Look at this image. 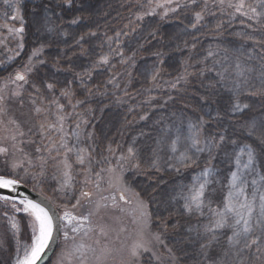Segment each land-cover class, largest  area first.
<instances>
[{"label": "rangeland", "instance_id": "374dc122", "mask_svg": "<svg viewBox=\"0 0 264 264\" xmlns=\"http://www.w3.org/2000/svg\"><path fill=\"white\" fill-rule=\"evenodd\" d=\"M93 1L94 0H7L6 2V0H0V97H3V99L0 100V141L2 146H5L3 141H6V137H8L11 132L14 134L16 132L23 133V135L20 134L24 137L22 138L23 143L21 149H23V152L26 154V159L30 162L35 159L38 160V163L42 162L41 157L46 159L45 156L49 155L47 149L51 144V140L48 137H54L55 134L49 132L47 133V136H45L40 130V125L41 123L46 122V117H48L46 110L49 107H51L53 112L55 111V105L52 103L54 99L63 104L65 112L69 114L72 113V105L80 102L75 109V111L79 113V116L72 115V119L68 121V125L71 126L74 125V122L86 120L87 124L84 125L85 131L90 134L92 133L91 122L93 120L92 108L94 104L89 103L87 100L90 99L88 95L89 84L83 80V76L87 73V69L90 68L89 65L93 66V63H89L88 68L87 66L82 65L84 61L87 60L89 52L90 54L95 55V58L93 59L94 64L95 62L96 64L98 62L103 64L102 60L104 57L112 59L119 58L115 57V49L111 47V44L114 40L117 42L120 41V39L117 40L116 37L106 41L99 40L96 45H92L94 47H92L91 50L82 46V43L85 41L84 37L86 32H75L74 25L68 20L67 14L72 13L71 16H74L77 14L89 13L91 9L92 11L94 9V15H99V9L101 8L96 5L93 7ZM200 1L202 4L205 3V0ZM246 2L256 4L257 0H246ZM150 3L153 7L150 15H153L163 8L158 5L176 4L177 2L176 0H173L172 3H167L166 0H153V2ZM189 4L188 6L186 5L187 7L185 11H189L193 7L191 6L192 2ZM17 7L19 8L20 14L16 20H12L11 17L16 15ZM29 7L33 8L32 15H28ZM147 10L149 14L150 6H148ZM233 14L234 13L225 12L222 16L224 20H222L221 23L225 25L229 24V27H232L233 24H237L240 19L247 20L246 17H242L238 13H235V18H233ZM26 15H28V18H26ZM143 15H147L145 10ZM175 16H177V14ZM138 18V15H136L134 19L131 17L130 25L136 23ZM261 19L264 21V18ZM250 22L251 25L257 23L256 21ZM244 23L245 22H241V25ZM219 25L220 23H218V26ZM210 26L212 25H209V27ZM19 27L24 28L23 33H20L19 35L8 31V28L15 29ZM246 27L247 24H245L244 29H241L238 35L246 34ZM79 28L81 31L82 29L84 31L87 27L80 25ZM202 30H205V28ZM30 33L34 35L35 39L33 42H30V48H28V35ZM187 34V32L179 30L180 36L184 37L187 36ZM244 38H242V40H244ZM251 41L255 42L253 38H251ZM228 42L229 40L223 41L222 46L219 42V46L227 50V55L230 57L229 62L239 56L240 53H243V56L241 57L243 62L254 69L250 73L248 91L254 92V95L259 94L264 96V86L261 85L260 81V68L261 65H264V60L261 54L255 49L250 48L245 42H242V45H235L233 48L229 46ZM21 44L23 47L19 46ZM213 46L216 48L218 45L215 44ZM213 46L205 45L202 52H196L193 56L194 59L187 62L191 64L192 71L193 68L194 70L196 69V74L203 83H206V80L210 81V78L219 82L216 85V88L220 91L225 100L224 104H222V114L224 117L237 118L243 115L244 112L246 113L248 108L241 112L233 111L235 98L231 92H228V90L224 88L220 81H217L219 80V77L216 75V71L219 70L220 65L216 64L215 61L220 59V57H223L225 54H221L220 56ZM37 49L40 50V54L38 56H33L32 53ZM86 49L87 52H85ZM209 51H212L217 55L209 57ZM19 59H24V64H29V60L32 59L31 64L35 66V72L24 73L25 70L19 65ZM179 63L184 64L185 62L182 60L179 61ZM170 65H172V62H170ZM81 67L84 69L87 68L86 72L78 71ZM142 68V74H145L144 76H146V79L149 82H152L159 77L162 72V62H154L149 65L146 64ZM18 72L25 74L26 83L15 81V76ZM71 73L74 74L75 77H69L68 75ZM212 74L214 75L212 76ZM66 83L68 85H73L70 87L75 89L68 90V92L71 93L68 97L62 95L63 92L67 91ZM48 84L53 85L52 89H48ZM17 85H19V87ZM226 91L228 93H226ZM248 96L249 94L247 93L241 95L239 98L240 102L242 104H247L246 100ZM81 99L83 102H81ZM37 108L42 109V111L37 113ZM215 114L214 110L202 108L200 116L202 115L203 117H201L200 120L194 116H188V114L171 117L172 122H163L161 120L158 125V138L154 142V150L150 154L146 165L142 164L138 159V150L135 147V145H139V140H143L141 136H134L133 139L128 142L126 147H121L116 143H106L108 145V150L105 153H102L101 157H96L94 153L95 151H98V147L95 146V144L92 145L91 134L89 139L90 142H88L87 139L82 146L88 148L89 152L92 153V164H95L92 166L95 170L94 181L100 177L101 169L117 167V159L119 155H127V149L130 146L135 148L137 153L135 163H138L139 167H135L131 160L124 161L122 168L117 167L115 177L119 179L114 178L116 188H111L108 185L109 173H106L105 175L103 174V180L106 176V184L103 183V186L105 187L107 185L106 188L113 191L123 188L130 189L133 187L132 190L134 192L128 190L124 192V195L127 201H131V198L135 197L136 202H132V205H127V203L119 199V194H113L117 196L116 207L112 206V201L109 198L108 205L110 204L112 208L107 211L104 209L101 211L95 210L94 212L98 213L92 215L91 217L93 218L90 217L92 219H90V225L86 224L84 226L85 228L90 227L91 229L87 235H84L83 230L80 234L69 231V238L65 240L62 231V241L57 251V255L55 256V260L51 264H120L123 257L130 258L129 250L138 239V233H140L142 229L146 234L145 239L149 241L148 247L150 250L141 252L139 258L134 261V264H156L159 260H168L169 258L168 253L170 252L168 251L169 247L167 246L168 241L165 239L164 235H162L166 234L163 231L166 226L167 230H171L169 232L175 234L182 233L184 235L183 237L186 239L178 242L182 243L185 248L197 253L200 256V259H203L200 250L202 241L194 239L195 233L190 231L191 229L202 225L203 218L197 217L196 215H189L184 210L183 201L178 198V193L181 191L182 187L189 185L192 182L193 177L201 171L205 164L208 163V153L205 152L200 154L195 165L187 168L181 167L180 171H176L175 168L179 166V163L177 159L173 158V153H171L169 149V144L176 138L178 132L182 137L187 136L189 134L188 126L190 123L198 125L201 128L202 137H221L223 133L219 136V132L207 134L206 131V121H209V124L213 126L217 125L215 121L218 120V117H215ZM236 118L233 119L234 128H230V131L227 132L226 136L223 135L224 143L215 153V159L211 161V166L215 169L217 179L221 184L225 185L229 179V173L235 170L232 162L234 150L236 147L238 148L244 144H251L253 146L256 151V168L258 171L264 173V157L261 154L262 148L255 139L247 135L246 131L251 122L255 121L259 124L261 121H264V118L260 121L252 118L246 124V128L243 129L241 128L242 123H239L241 119L244 121L246 118L243 117L240 118V120ZM234 124H238L240 127H237ZM9 129L11 131H9ZM69 130H71V128H69ZM109 132H113V129L111 128ZM120 132L121 127L114 131V136H119ZM232 137L234 138L233 140ZM136 141L139 142L136 143ZM233 141L235 143H232ZM70 143H72V141H70ZM178 146L182 147V145ZM109 148L112 149V152H109ZM54 154L55 153H53V155ZM114 155H116L117 158L110 159ZM176 155L178 156V153ZM61 158L62 157L60 156L56 157L57 160ZM101 158L102 160H99ZM69 160L73 165L72 174L74 176L71 186L63 184V177L60 171L54 166V161L51 157L43 167H41V164H38L31 169L24 170L21 174V171L18 172L14 170L11 171V173L13 176L20 174L24 178L29 179L30 183L37 188L38 192L45 195L57 206L61 218L65 211H70L77 216L87 215V209L82 210L79 214L77 211V201L85 188L78 172L81 170L86 172L87 168L77 164L72 154H69ZM154 160H156L155 164ZM12 161V159L6 157L4 154H0V175L8 172L9 167L12 166ZM99 161L101 163H99ZM125 163H129L130 166L127 167H130L131 170L134 171L135 176L140 177L139 179H141V183L144 182L146 186L149 185V188L144 187L140 182L137 184L131 182L132 184L128 186V183L134 178V175L131 174L129 176V173L124 171L126 169ZM148 169H150V171H148ZM161 171H166L165 173L168 174L169 177L172 176V182L162 183L161 181L163 178L159 180V184L152 183L151 181L147 182L148 179L146 180V178H156L161 174ZM90 172L93 173L92 170ZM144 172L149 174L147 175ZM97 173H99V177L97 176ZM160 183L163 184L162 189H165L162 191L163 196L161 197L165 196L166 198L165 203L161 206L157 205V202V204H155L152 200V197L157 195V188L161 185ZM212 187L217 189L216 195L221 193L218 185L213 184ZM144 190H147L149 194H155L149 199V196L147 197L143 193ZM214 199L219 202L221 197L219 200L215 197ZM120 202H124L125 204L122 205ZM141 202H143L144 207L141 206ZM19 206L20 205H18V207ZM145 210L148 213L147 224H145V217L142 216V212ZM168 212L176 213V217H178V222H175V224L170 227L169 224H171L170 219L172 220V217H167ZM22 213L23 212L16 214ZM155 215L160 218L165 215L164 219H167L166 222L168 223L166 224L165 222V225L164 222L153 224L152 221ZM4 216L5 215L0 214V247L6 248L7 237H10L15 231L11 228V221ZM168 218L170 219L168 220ZM180 218L181 221L179 222ZM63 224L64 221L62 220V225ZM26 232L27 231H25V233ZM157 235L160 237L159 241L155 239V236ZM73 236L76 237L75 240L72 239ZM25 237L28 236L25 234ZM171 237L175 236L171 235ZM164 242L167 244L165 245ZM81 244H83L85 248L83 252H77L76 249ZM171 244H174L175 246L174 249L171 248V252H174V250L177 251V243L175 240H173ZM104 249H109L111 251L109 253H104ZM210 256L214 257L215 254L211 252ZM97 259L98 262H95ZM203 263L205 264V261H203Z\"/></svg>", "mask_w": 264, "mask_h": 264}, {"label": "trees", "instance_id": "16d2710c", "mask_svg": "<svg viewBox=\"0 0 264 264\" xmlns=\"http://www.w3.org/2000/svg\"><path fill=\"white\" fill-rule=\"evenodd\" d=\"M150 2H153V0H94L92 6L94 7L96 5L101 8L99 9V15H94V9L93 11L91 9L89 13L72 15L73 17L71 16L72 13L67 14L68 20L74 25L75 32H86L84 37L85 41L82 43V46L87 47V49L91 50V48L94 47L92 45H96L99 40L106 41L114 37H116L117 40L120 39L119 42L114 40L111 44V47L115 49V57L119 58H108L107 64H101L99 62L97 64L95 62L94 64L93 59L95 55L89 52L87 60L84 61L82 65L88 68L89 63H93V66L89 65V69L86 68L87 73L83 76V80L90 85H88V95L90 99L87 100L89 103L94 104L92 108L93 120L91 122V134L92 145L95 144V146L98 147V151L94 153L96 157H101V154L108 150V145L106 143H116L121 147H126L134 136H141L143 140H139L140 142L136 141V143L139 142V145L137 144L135 147L138 150V159L142 164L146 165L153 151V139L155 136H158V125L161 120L163 122H172L171 117L187 114L188 116L199 118L200 113L199 108L197 110V104L206 101L202 99L204 95L209 94L211 91L215 94H219L220 97L222 96L220 91L216 88L219 82L210 78V81L206 80V83H203L197 76L196 69L194 70L193 68L192 71L191 64L187 62L194 59L193 56L196 52H202L205 45L213 46L217 44L218 46H216V48L215 46L213 47L221 56V54H225V49L219 46V42L222 46L223 41L229 40L228 43L231 48L235 47V45H242V42H245L250 48L258 51L264 60V24L254 23L251 25L250 21L240 19L238 22L239 24H233L232 27H229V24L225 25L221 23V21L224 20L222 16L225 12L234 13V9L225 6L222 10L214 0H209L207 6H205V3L202 4L200 0H195V2H193V0H179L176 4L164 5L160 11L153 15H150L153 8ZM191 2V6L197 5V9H194V11L193 9L185 11L186 7ZM233 2H235V0H233ZM148 6H150L149 14L147 10ZM172 9L176 10L173 11ZM32 10L33 8L29 7L28 15H32ZM144 10L147 12V15H143ZM197 12H201L203 15V19L198 23L195 20V14ZM176 14L177 16H175ZM28 15H26V18H28ZM136 15L139 17L137 22L130 25V18L132 17L134 19ZM241 22L245 23L241 25ZM218 23H220L219 26ZM193 24L196 26L193 27ZM245 24H247L246 35L240 34V38H238L236 34L237 30L241 31V29H244ZM80 25L87 28L81 31L79 28ZM209 25L212 26L209 27ZM203 28H205V30H202ZM197 29L202 32L200 35L195 36L194 31ZM179 30L187 32V36H180ZM28 36L30 41L28 40L27 46L30 48L29 44L34 41L35 37L32 33ZM242 38H244V40H242ZM251 38H253L255 42H252ZM87 49L85 52H87ZM182 60H184V64L179 63V61ZM24 62V59H19V65L23 67V70L26 69V66L28 68L24 73L35 72V66H33V64H24ZM154 62H162V72L159 77L149 82L146 76H144L145 74H142V67ZM170 62H172V65H170ZM86 69L81 67L78 71L86 72ZM213 75L214 74H212V76ZM68 76L75 77L72 73ZM178 77H180V79H178ZM70 86L73 85L67 84V91L75 90ZM70 94L69 92V95ZM255 96H258L260 102L257 101L258 103L256 106L253 105L252 112L244 116L246 119H244V121L241 120L240 124L252 118L259 121L264 118V96L259 94ZM81 102H83L82 99ZM258 104H262V107H258ZM205 126L208 134H212V132L216 130V126L207 124ZM119 127H121V132L119 136L116 137L114 136V131ZM111 128L113 132H109ZM9 131L11 130L9 129ZM13 137L15 138L13 139ZM22 138L24 137L21 136L20 133L16 132L14 134L11 132V134L6 137V141H3L5 146H2L0 141L1 148L7 149V152L2 154L13 160L11 164L12 168L9 167L8 172L1 175L17 178L20 182L25 183L37 191V188L30 183L29 179L24 178L20 174L24 170L31 169L33 166L41 164L42 162L38 163L37 159L30 162L26 159V154L23 152V149H21L23 143ZM88 142H90L89 139ZM261 154L264 157V150L262 149ZM45 157L47 160L50 158L49 155ZM115 158H117L116 155L110 159ZM99 160H102V158ZM99 163L101 162L99 161ZM13 165H17L18 167L14 169ZM94 165L95 164L91 165L93 173L88 170L86 172L83 170L79 172L80 179L85 187L83 192L87 191L91 193V201H89L87 197H82L80 194L78 199L80 203L77 204L78 214L82 210H88L89 207H94L97 201L102 205L98 211L103 209L107 211L112 207L110 204L108 205L109 199H104V197L110 198L113 194H119L117 190L113 191L106 188L107 185L105 187L103 186L106 184V176L103 180V174L105 175L108 173L107 171L100 172V188H96V180H93V178H95V170L92 166ZM125 166L126 169L124 171L129 173V176L131 174L134 175V178L128 183V186L132 184L131 182H135V184L141 183L140 177L135 176L134 171H132L130 167H127L130 166L129 163H125ZM13 170L21 172L19 175L13 176L11 173ZM148 171H150V169H148ZM144 173L147 175L149 174L147 172ZM147 179L148 178H146V180ZM150 179L151 180L147 182L151 181L152 183L159 184L160 179H162V183L172 182V178L166 179L162 177L161 174L156 178ZM86 180L87 183H85ZM141 184L149 188V185L146 186L144 182ZM132 188L128 190L134 192ZM162 188L163 184L157 188L158 192L154 197L152 196L155 193L149 194L147 190H144L143 193L145 196H149V199L152 197L153 202L157 204L158 198L163 196L162 191L165 190ZM220 195L221 193H218L215 198L219 200L221 197ZM132 202H136L135 197L131 198V201H128L127 205H132ZM120 203L122 205L125 204L124 202ZM97 213L98 212H94L93 215ZM0 214L5 215L4 217L6 219L10 216L14 217L20 228V231L16 233V239H12L8 236L6 248L0 247V264H15L17 248L21 249L22 254V247L31 243L32 236L29 218L24 214H16L10 204H6L3 201H0ZM176 215V213L168 212L167 217H172V220L168 218V220L170 219L171 221L169 227L174 225L175 222H178V217H176ZM166 221L167 219L155 215L152 223L156 224L159 222L160 224L164 222L165 225ZM180 221L181 218L179 222ZM167 223L168 222H166V224ZM24 230L27 232L25 233ZM163 231L166 234L162 235H164L165 239L168 241V244L164 242L165 245L167 244L169 249H174L175 246L171 244V242L175 240L177 243V251L174 250V252L168 253V260H159L156 264H204L203 259H197L196 263L193 261L191 263L184 258L189 249L178 242L186 239L183 237L184 235L182 233L175 234L169 232L171 230H167V226ZM24 233L28 237H25ZM171 235L175 237H171ZM212 253L216 255L215 251ZM95 262H98V259Z\"/></svg>", "mask_w": 264, "mask_h": 264}, {"label": "snow or ice", "instance_id": "6c2138e0", "mask_svg": "<svg viewBox=\"0 0 264 264\" xmlns=\"http://www.w3.org/2000/svg\"><path fill=\"white\" fill-rule=\"evenodd\" d=\"M7 2V0H6ZM167 3H172L173 0H166ZM178 3L179 0H176ZM195 2V0H193ZM216 4L223 8L234 9V14L238 13L242 17H246L249 21H256L257 23H264L261 18H264V0H257L256 4L247 3L246 0H214ZM208 0H205L207 6ZM163 7L164 5H158ZM259 9V10H258ZM175 11L176 9H172ZM19 8H16V15L11 17L16 20L19 16ZM233 14V18L235 15ZM203 19L201 12L195 14V20L198 23ZM196 25L193 24V27ZM9 32H14L19 35L23 33L24 28H8ZM246 35V34H241ZM250 38V37H249ZM23 47V45H19ZM239 51V50H237ZM40 50L37 49L32 53L33 56H38ZM217 55L209 51L208 56ZM240 53L234 60L230 61V57L225 55L216 60L215 63L220 65L216 75L219 77L220 83L224 88L230 91L234 96V112H241L248 108L246 103L240 102V96L247 93L254 95V92L248 91L250 81V73L254 70L251 66L245 64ZM102 63L107 64L108 58L104 57ZM31 64V60L29 61ZM28 68L26 66L25 71ZM180 79V77H178ZM15 81H26V76L22 72H18L15 76ZM14 81V82H15ZM260 81L264 86V65L260 68ZM19 87V85H17ZM175 86V85H173ZM48 89H52L53 85L48 84ZM65 97L69 96V92L62 93ZM3 97H0L2 100ZM55 111L51 107L46 111L48 117L46 122L41 123L40 130L42 134L47 136V133H54V137H48L51 144L48 147V153L54 161V166L60 171L63 177V184L71 186L74 180L72 174V163L69 160V154L74 156L75 162L79 165L85 166L88 171H91L92 156L88 148L83 147L85 140L90 139L91 134L85 131L84 125L87 124L86 120L74 122V125L69 126L68 121L72 119V115L79 116L75 111L80 102L72 105V113L65 112L64 105L58 100H53ZM70 103V101H69ZM42 109L37 108L36 112L40 113ZM71 128V130H69ZM189 134L182 137L178 132L176 138L169 144V149L173 153V158L178 160L179 166L175 168L180 171V168H187L195 165L199 159L200 154L208 153V163L195 175L192 182L181 188L178 193V198L183 201V208L189 215H196L203 218V223L190 231L195 233L194 239L200 240V250L205 261V264H264V173L256 168V151L251 144H244L234 150L232 162L234 169L229 173V179L225 184H221L215 175V169L211 166V161L215 159V153L221 148L224 143V137L218 138H205L201 135V128L195 124H189ZM247 135L257 141V143L264 149V121L257 124L255 121L251 122L246 129ZM23 135V133H20ZM15 137H13L14 139ZM72 141V143H70ZM232 143H235L234 141ZM178 145H182L179 147ZM39 151V149H38ZM6 148H0V154L6 153ZM109 152L112 149L109 148ZM53 153H55L53 155ZM178 153V156L176 155ZM136 150L134 147L127 149V155L121 154L117 159V167L122 168L123 162L126 160L133 161L135 167H139L135 163ZM60 156L61 159L57 160L56 157ZM41 167L48 161L41 157ZM98 163V162H97ZM156 160H154V164ZM17 165H13L15 169ZM117 167H110L101 169L107 171L110 176L108 185L111 188H116L114 183ZM99 177V173H97ZM87 183V180L85 181ZM96 188H100L99 178L96 180ZM219 186L221 192V199L217 202L214 197L217 189L212 185ZM20 187V180L17 178H9L5 175H0V189L7 190L12 193L15 192L19 195L18 189ZM186 188V190H185ZM119 192V199L127 203L124 192L128 191L127 188L117 189ZM82 197H87L91 201V193L84 191L81 193ZM109 199V197H104ZM112 206L116 207L117 196L111 195ZM0 201L10 204L14 212H23L29 218V226L31 229V243L27 244L22 249L17 248L15 264H41V261L46 255L47 249L54 241V233L63 231L64 238H69V231L80 234L83 230L84 235H87L91 230L85 228L86 224L90 225V217L102 205L99 201L95 202V206L89 207L88 214L77 216L70 211H65L62 219L63 225H58L54 222V217L50 214V210L40 203L34 202L27 197L16 200L10 195H0ZM80 202L77 201V204ZM17 205H20L19 207ZM141 206L144 207L143 202ZM145 217V224H147L148 213L145 210L142 212ZM8 219L11 221V228L18 233L20 231L18 222L14 217L10 216ZM145 232L142 229L138 233V239L129 250L130 260L128 264H134L141 252L149 251V241L145 239ZM76 239L75 236L72 237ZM157 241L160 237L155 236ZM85 246L81 244L76 251L83 252ZM91 250V249H89ZM215 250L216 255L210 256V253ZM111 250L104 249V253H109ZM171 252V249L168 250Z\"/></svg>", "mask_w": 264, "mask_h": 264}, {"label": "bare ground", "instance_id": "6f19581e", "mask_svg": "<svg viewBox=\"0 0 264 264\" xmlns=\"http://www.w3.org/2000/svg\"><path fill=\"white\" fill-rule=\"evenodd\" d=\"M191 9H193V11H194V9H197V5H194ZM202 31L201 30H199V29H197L196 31H194V35L195 36H198V35H200V33H201ZM240 33V31L239 30H237V35ZM239 36L240 35H238L237 37L239 38ZM228 45V44H227ZM176 48H177V46H176ZM156 72H157V70H156ZM155 72V73H156ZM251 84V83H250ZM228 92H230V91H228ZM227 91H226V93H228ZM252 92V91H251ZM214 92H211L210 91V95L209 94H207V95H204L203 96V98L202 99H205V100H203V101H205V102H201V103H198L197 104V110H198V108H199V113L202 111V108H206L207 110H214L215 111V117H218L217 119V121H215L216 123H217V125H216V130H215V132H213V133H217V132H219V136L221 135V136H226V134H227V132H229L230 131V128H234V126H233V123H234V120L233 119H235L236 117H224V115L222 114V111H223V109H222V104H224V99H223V97L221 96H219V94H213ZM211 94H213V95H211ZM200 95V94H199ZM260 99L258 98V96H255V95H249L248 96V98H247V100H246V102H247V104H248V110L246 111V113L244 112V114L243 115H241V116H239V117H237L236 119H239L240 120V118H243L244 116H246V115H248L249 113H251L252 112V109H253V105L254 106H256V104L258 103L257 101H259ZM260 102V101H259ZM258 107H262V104H258L257 105ZM201 107V108H200ZM231 107H232V105H231ZM204 115V114H203ZM201 117H203L202 115L198 118L199 120L201 119ZM203 119H205V118H203ZM242 120V119H241ZM250 120H248V121H245V122H243L242 123V129L243 128H246L245 126H246V124L249 122ZM206 124L207 125H211V124H209V121H206ZM240 124V123H239ZM235 125V124H234ZM224 126V127H223ZM228 126H230V127H228ZM235 126H237V127H240L238 124H236ZM106 131V130H105ZM208 134V133H207ZM158 137L157 136H155V138L153 139V141L155 142L156 141V139H157ZM234 138L232 137V140H233ZM153 142V143H154ZM237 148V147H236ZM235 148V149H236ZM154 150V149H153ZM153 152V151H152ZM151 152V153H152ZM164 170V169H163ZM166 170V169H165ZM166 172V171H165ZM164 171H161V176L162 177H164V178H172V176H170L169 177V175L168 174H166ZM78 174H79V172H78ZM10 178V177H9ZM150 178H148V180H149ZM147 180V181H148ZM156 181V180H155ZM157 182H158V180H157ZM171 188V187H170ZM171 190V189H170ZM165 198V196L164 197H160V198H158V201H157V205H159V206H161L163 203H165V201H166V198ZM53 205L57 208V206L53 203ZM18 206V205H17ZM57 210L59 211V209L57 208ZM59 213H60V211H59ZM22 214H24V213H22ZM168 214V213H167ZM166 214V215H167ZM24 215H26V214H24ZM103 215H104V213H103ZM60 216H61V214H60ZM163 219L165 218V215H163V217H162ZM10 237L12 238V239H16L17 238V234H16V232L15 233H13V234H11L10 235ZM61 241H62V234H61V239H60V243H59V246H58V248H57V251H58V249H59V247H60V244H61ZM57 251L55 252V254L53 255V257L50 259V261L47 263V264H51V263H53V261L55 260V256L57 255ZM187 261H189V262H191L192 263V261L194 262V263H196V260L197 259H200V256L197 254V253H194L193 251H191V250H188V252H187V255L184 257ZM129 260H130V258L129 257H123L122 258V261H121V263L120 264H127V262H129ZM58 261V260H57ZM58 264V263H57Z\"/></svg>", "mask_w": 264, "mask_h": 264}, {"label": "water", "instance_id": "95a60500", "mask_svg": "<svg viewBox=\"0 0 264 264\" xmlns=\"http://www.w3.org/2000/svg\"><path fill=\"white\" fill-rule=\"evenodd\" d=\"M18 192L19 195L15 192L10 193L7 190L0 189V195H10L13 197V199L16 200L27 197L29 199H32L34 202L40 203L42 206L50 210V214H52L54 217V222L58 225H62V219H58V217L61 218L59 211L48 198L38 193L37 191L33 190L32 188L28 187L26 184L22 182H20V187L18 189ZM61 234L62 231H58L54 233V241L47 249L46 255H44L41 264H47L50 261V259L53 257L59 246Z\"/></svg>", "mask_w": 264, "mask_h": 264}]
</instances>
